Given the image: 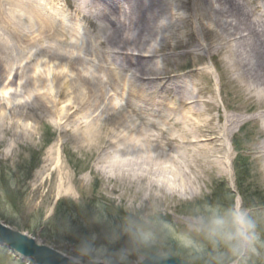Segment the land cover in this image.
<instances>
[{"label": "bare ground", "instance_id": "bare-ground-1", "mask_svg": "<svg viewBox=\"0 0 264 264\" xmlns=\"http://www.w3.org/2000/svg\"><path fill=\"white\" fill-rule=\"evenodd\" d=\"M39 1L0 0L1 94L15 99L8 88L25 84L43 120L60 131L84 132L88 147L106 155L102 161L117 182L169 171L197 180L228 175V142L250 122L263 132L253 160L264 164V107L250 119L223 108L232 83L237 94L255 92L264 100V20L248 6L237 0H66L69 10L56 11V0ZM80 22L110 34L81 36ZM75 32L80 36L73 39ZM166 51L165 64L183 51L179 56L194 67L157 74ZM163 89L177 95L155 102Z\"/></svg>", "mask_w": 264, "mask_h": 264}, {"label": "rangeland", "instance_id": "rangeland-1", "mask_svg": "<svg viewBox=\"0 0 264 264\" xmlns=\"http://www.w3.org/2000/svg\"><path fill=\"white\" fill-rule=\"evenodd\" d=\"M237 1L248 6L255 18L264 20V0ZM88 26L91 36L110 34L108 30L102 33L96 26ZM193 30L198 35L203 33L199 32L198 23L193 25ZM209 34L215 41L217 35L213 36V31ZM80 35L73 33V39ZM216 46L219 54V43ZM182 52L169 56L172 62L169 64L162 60L168 51L162 54L157 61L162 70L157 74H186L194 67L192 60L186 62L179 56ZM195 68L199 69L197 65ZM212 70L218 75L213 67ZM225 71L229 79V73ZM19 83L21 81L8 88L16 96L15 99L10 96V101L1 94L3 86L0 83V213L17 224L14 229L28 235V231H33L38 243L54 249L57 247L51 242L57 243L64 249L60 251L71 260L77 256L85 239H94L97 246L118 253L127 247V238L110 242V232L122 223L125 208L147 204L162 218L166 254L188 262L186 255L196 258L200 253L196 241L184 234L189 209L194 204L215 202L227 205L242 198L245 206L255 209L262 219L261 235L246 264H264V164L253 160L254 143L262 142L261 131L255 122H250L241 131L236 130V139L228 142L232 154L228 175L197 180L196 175H183L181 171L180 175H175L169 171L165 177L153 175L152 180L133 179L130 183H120L112 178L113 169L102 161L106 160V155L100 156L96 146L88 147L84 132L60 131L56 124L44 121L38 106L28 96V87ZM176 84L178 87L183 85L181 82ZM231 87L233 89L227 88L225 111H232L233 115L241 113L245 119H250L252 113L264 107V100L257 99L255 92L237 94L239 88L233 83ZM156 95L155 102H165L166 98L171 99L177 94L163 89ZM250 156L251 163L247 158ZM36 164L39 166L32 171ZM183 186H186L185 190ZM59 200L60 209L57 207ZM0 264L35 262L22 259L0 246ZM127 264H136V257L129 256Z\"/></svg>", "mask_w": 264, "mask_h": 264}, {"label": "clouds", "instance_id": "clouds-1", "mask_svg": "<svg viewBox=\"0 0 264 264\" xmlns=\"http://www.w3.org/2000/svg\"><path fill=\"white\" fill-rule=\"evenodd\" d=\"M122 223L110 232V242L126 237L127 247L118 253L97 246L94 239L81 242L73 264H136L149 258L167 259L161 232L162 218L151 205L125 208ZM261 216L245 206L242 198L227 205L215 202L194 204L185 217L184 234L196 241L198 257L186 255L188 264H246L261 235Z\"/></svg>", "mask_w": 264, "mask_h": 264}, {"label": "water", "instance_id": "water-1", "mask_svg": "<svg viewBox=\"0 0 264 264\" xmlns=\"http://www.w3.org/2000/svg\"><path fill=\"white\" fill-rule=\"evenodd\" d=\"M0 243L6 244L9 248L21 254L25 258H32L37 264H73V260L61 252L40 244L34 237L17 231L0 221ZM144 264H188L175 256H168L167 259L149 258Z\"/></svg>", "mask_w": 264, "mask_h": 264}, {"label": "trees", "instance_id": "trees-1", "mask_svg": "<svg viewBox=\"0 0 264 264\" xmlns=\"http://www.w3.org/2000/svg\"><path fill=\"white\" fill-rule=\"evenodd\" d=\"M39 164V163H38ZM38 164H36L33 168H32V171L33 170H35L39 165ZM241 196H243L242 195V193H241ZM59 209L60 208H62L61 207V202H59V204H58V206H57ZM71 212V211H70ZM0 218L4 221V222H6L7 224H9V225H12V226H15V225H17L16 223H13V222H10V221H8V218L4 215V214H2V213H0ZM31 235H35V232H33V231H28ZM52 240H50L49 242H51ZM55 241V240H54ZM51 244H54L57 248L56 249H58V250H64V249H62L61 247L59 248V245L57 244V243H52L51 242Z\"/></svg>", "mask_w": 264, "mask_h": 264}]
</instances>
